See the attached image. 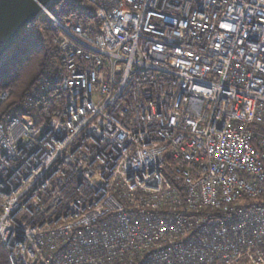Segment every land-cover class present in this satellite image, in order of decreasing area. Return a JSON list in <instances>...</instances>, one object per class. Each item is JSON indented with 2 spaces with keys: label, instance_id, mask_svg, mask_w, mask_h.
<instances>
[{
  "label": "built area",
  "instance_id": "1",
  "mask_svg": "<svg viewBox=\"0 0 264 264\" xmlns=\"http://www.w3.org/2000/svg\"><path fill=\"white\" fill-rule=\"evenodd\" d=\"M87 1L35 17L66 103L0 122L8 264H264V0Z\"/></svg>",
  "mask_w": 264,
  "mask_h": 264
},
{
  "label": "trees",
  "instance_id": "2",
  "mask_svg": "<svg viewBox=\"0 0 264 264\" xmlns=\"http://www.w3.org/2000/svg\"><path fill=\"white\" fill-rule=\"evenodd\" d=\"M48 9L50 15L60 22L77 19L92 34L96 32L95 7L87 0H51ZM57 34L53 20L47 14H41L22 26L17 39L0 57V94L9 93L0 102V122L25 107L38 125L49 121L55 110L66 103L67 94L60 89L64 76L59 63L60 51L52 43ZM40 89H43L42 95L37 94ZM0 264H8L2 246Z\"/></svg>",
  "mask_w": 264,
  "mask_h": 264
},
{
  "label": "water",
  "instance_id": "3",
  "mask_svg": "<svg viewBox=\"0 0 264 264\" xmlns=\"http://www.w3.org/2000/svg\"><path fill=\"white\" fill-rule=\"evenodd\" d=\"M51 0H0V57L14 43L22 26L35 19L39 5ZM48 14L49 9H47Z\"/></svg>",
  "mask_w": 264,
  "mask_h": 264
},
{
  "label": "rangeland",
  "instance_id": "4",
  "mask_svg": "<svg viewBox=\"0 0 264 264\" xmlns=\"http://www.w3.org/2000/svg\"><path fill=\"white\" fill-rule=\"evenodd\" d=\"M5 118H6V116H5ZM5 118H4V120H5ZM4 120H3V121H4Z\"/></svg>",
  "mask_w": 264,
  "mask_h": 264
}]
</instances>
